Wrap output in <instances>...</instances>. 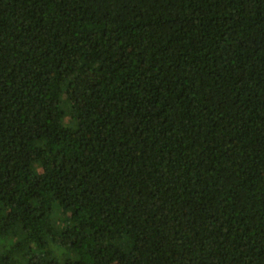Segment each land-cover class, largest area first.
<instances>
[{
  "label": "trees",
  "instance_id": "16d2710c",
  "mask_svg": "<svg viewBox=\"0 0 264 264\" xmlns=\"http://www.w3.org/2000/svg\"><path fill=\"white\" fill-rule=\"evenodd\" d=\"M0 264H264V0H0Z\"/></svg>",
  "mask_w": 264,
  "mask_h": 264
}]
</instances>
